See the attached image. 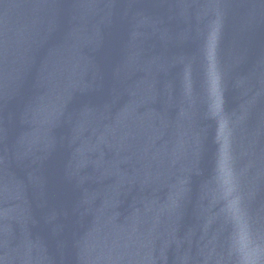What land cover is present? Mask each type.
I'll list each match as a JSON object with an SVG mask.
<instances>
[{"label": "water", "instance_id": "obj_1", "mask_svg": "<svg viewBox=\"0 0 264 264\" xmlns=\"http://www.w3.org/2000/svg\"><path fill=\"white\" fill-rule=\"evenodd\" d=\"M0 264H264V0H0Z\"/></svg>", "mask_w": 264, "mask_h": 264}]
</instances>
